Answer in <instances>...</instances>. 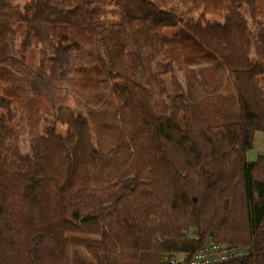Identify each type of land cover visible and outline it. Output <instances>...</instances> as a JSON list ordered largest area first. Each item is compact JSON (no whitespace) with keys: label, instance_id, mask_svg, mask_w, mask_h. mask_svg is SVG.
Segmentation results:
<instances>
[{"label":"trees","instance_id":"trees-1","mask_svg":"<svg viewBox=\"0 0 264 264\" xmlns=\"http://www.w3.org/2000/svg\"><path fill=\"white\" fill-rule=\"evenodd\" d=\"M261 6L0 0V264H264Z\"/></svg>","mask_w":264,"mask_h":264},{"label":"built area","instance_id":"built-area-1","mask_svg":"<svg viewBox=\"0 0 264 264\" xmlns=\"http://www.w3.org/2000/svg\"><path fill=\"white\" fill-rule=\"evenodd\" d=\"M249 248L223 242H209L189 254L185 260L179 253L172 254L167 264H218L249 253Z\"/></svg>","mask_w":264,"mask_h":264},{"label":"rangeland","instance_id":"rangeland-1","mask_svg":"<svg viewBox=\"0 0 264 264\" xmlns=\"http://www.w3.org/2000/svg\"><path fill=\"white\" fill-rule=\"evenodd\" d=\"M243 15L248 21L252 34L264 30V6H261L258 12H255L253 15L246 9ZM193 18L196 19L197 15H194ZM251 55H253V53H251ZM70 103L73 104V101L70 100ZM45 117L44 120L49 121L47 118L48 115H45ZM58 129L62 131L61 127ZM19 151L22 156H29V141L25 133L19 136ZM258 155H264V132L259 130L254 132L252 147L246 151V159L248 161H254Z\"/></svg>","mask_w":264,"mask_h":264}]
</instances>
